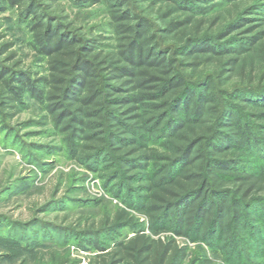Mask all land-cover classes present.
Here are the masks:
<instances>
[{"label":"trees","instance_id":"obj_1","mask_svg":"<svg viewBox=\"0 0 264 264\" xmlns=\"http://www.w3.org/2000/svg\"><path fill=\"white\" fill-rule=\"evenodd\" d=\"M35 127L124 205L66 228L88 264L230 258L264 232V0H0V133Z\"/></svg>","mask_w":264,"mask_h":264},{"label":"rangeland","instance_id":"obj_2","mask_svg":"<svg viewBox=\"0 0 264 264\" xmlns=\"http://www.w3.org/2000/svg\"><path fill=\"white\" fill-rule=\"evenodd\" d=\"M70 13L83 26L103 20L98 8H71ZM24 53L28 54L25 49ZM38 115L39 108L31 106L21 120ZM58 144L59 140L37 127L24 130L19 137L0 133V264H58L64 260L88 264L94 254L79 249L82 235L69 234L66 228L75 219L86 223L124 208L93 172L64 155L49 153ZM56 186L59 192L53 195ZM120 236H130L129 231ZM240 238L241 246L229 258L214 251L213 245L176 237L180 246L189 249L185 264H264V232L251 245H247L251 235L241 232Z\"/></svg>","mask_w":264,"mask_h":264}]
</instances>
